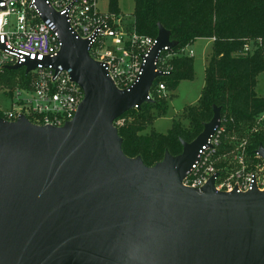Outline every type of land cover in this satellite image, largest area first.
I'll use <instances>...</instances> for the list:
<instances>
[{
    "label": "water",
    "instance_id": "obj_1",
    "mask_svg": "<svg viewBox=\"0 0 264 264\" xmlns=\"http://www.w3.org/2000/svg\"><path fill=\"white\" fill-rule=\"evenodd\" d=\"M37 7L62 41L42 63L69 70L85 98L62 127L0 121V264H264V191L217 192V175L201 190L182 184L220 125V107L194 141L181 140L179 155L166 151L147 166L123 151L113 122L150 101L165 76L155 60L177 46L170 32L158 26L142 74L120 90L66 15L46 0ZM257 152L264 159L262 144Z\"/></svg>",
    "mask_w": 264,
    "mask_h": 264
},
{
    "label": "built area",
    "instance_id": "obj_2",
    "mask_svg": "<svg viewBox=\"0 0 264 264\" xmlns=\"http://www.w3.org/2000/svg\"><path fill=\"white\" fill-rule=\"evenodd\" d=\"M46 4L66 15L72 31L89 42L90 56L106 66L120 90H128L137 82L146 57L157 44V36L138 33L134 16L130 22V16L125 14L101 11L98 0H46ZM192 45L178 51L166 46L155 60L156 71L166 76L172 70L173 58L194 57ZM61 47L56 25L42 19L37 0L0 1V74L7 73L11 66L38 61L37 67L21 77L11 91H3L11 94V102L0 105V121L15 122L25 116L38 126L62 127L75 117L85 98L83 89L73 81L69 70L42 63L47 57L58 55ZM254 50V43H247L242 54ZM160 78L153 81L149 100L171 93ZM128 120L124 114L113 125L119 129ZM263 125L264 114L247 130L244 126L228 130L227 121L221 117L220 125L199 151L182 184L201 190L217 175V192L247 193L254 188L264 191V159L257 152L258 147L252 146L251 137Z\"/></svg>",
    "mask_w": 264,
    "mask_h": 264
},
{
    "label": "trees",
    "instance_id": "obj_3",
    "mask_svg": "<svg viewBox=\"0 0 264 264\" xmlns=\"http://www.w3.org/2000/svg\"><path fill=\"white\" fill-rule=\"evenodd\" d=\"M118 0H110L111 9L118 10ZM134 20L138 33L158 35L162 25L177 42L178 51L199 38H213L212 54L205 69V85L198 103L186 107L185 127L174 120L167 133L142 132L164 116L168 100L156 95L137 109L125 113L132 116L122 127L123 151L128 157L140 156L147 166L164 158L165 152L179 155L181 140L194 141L211 121L214 106L221 108L227 128L249 129L264 113V97L257 94L258 77L264 73V0H135ZM254 43L252 53L242 54L247 43ZM171 72L159 79L167 91L176 90L182 80L194 78V57L181 56L171 60ZM1 80V79H0ZM252 146H264V125L253 134Z\"/></svg>",
    "mask_w": 264,
    "mask_h": 264
},
{
    "label": "rangeland",
    "instance_id": "obj_4",
    "mask_svg": "<svg viewBox=\"0 0 264 264\" xmlns=\"http://www.w3.org/2000/svg\"><path fill=\"white\" fill-rule=\"evenodd\" d=\"M119 13L130 16L129 21L133 20V13L135 9V0H118L117 1ZM98 6L101 11H112L110 0H98ZM114 12V11H112ZM118 13V12H116ZM194 54V78L191 80H182L177 86L174 95L168 100V110L164 116L157 118L151 128L160 133H167L172 127L174 120L183 126H188V120L183 117V110L191 105L198 103L201 96V90L205 85V68L207 66L208 58L212 53L210 43L205 39H198L193 45ZM26 74V68L22 67L17 70H9L5 74H0V105L8 106L11 102V94H4L3 91H11L15 85L21 81V77ZM20 80L17 82V78ZM257 94L264 97V73L258 77V84L256 87ZM171 95L168 94L167 97ZM264 114V113H263ZM262 114V115H263ZM132 121V116H129ZM148 126L142 133L148 134Z\"/></svg>",
    "mask_w": 264,
    "mask_h": 264
},
{
    "label": "crops",
    "instance_id": "obj_5",
    "mask_svg": "<svg viewBox=\"0 0 264 264\" xmlns=\"http://www.w3.org/2000/svg\"><path fill=\"white\" fill-rule=\"evenodd\" d=\"M199 39H201V38H199ZM202 39H205L208 43H210V46H211V49H212V47H213V43H214V39L213 38H202ZM198 40V39H197ZM196 40V41H197ZM194 45V44H193ZM193 45H192V49H193ZM194 50V49H193ZM194 53H195V50H194ZM212 54V53H211ZM211 56V55H210ZM209 59H210V57L208 58V62H209ZM208 62H207V64H208ZM206 69V68H205ZM205 79V78H204ZM205 84V83H204ZM204 87V86H203ZM202 91V90H201ZM174 93H175V90L174 91H172L171 93H170V95H174ZM150 129L149 130H153L152 128H151V126L149 127Z\"/></svg>",
    "mask_w": 264,
    "mask_h": 264
}]
</instances>
